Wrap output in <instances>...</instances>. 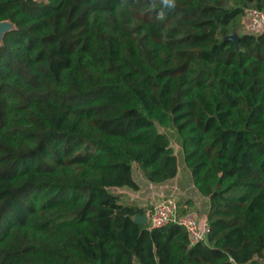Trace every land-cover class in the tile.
Returning <instances> with one entry per match:
<instances>
[{
	"label": "trees",
	"instance_id": "obj_1",
	"mask_svg": "<svg viewBox=\"0 0 264 264\" xmlns=\"http://www.w3.org/2000/svg\"><path fill=\"white\" fill-rule=\"evenodd\" d=\"M264 0H0V264H264ZM238 33V39L231 37ZM205 240L118 189L178 173Z\"/></svg>",
	"mask_w": 264,
	"mask_h": 264
},
{
	"label": "crops",
	"instance_id": "obj_2",
	"mask_svg": "<svg viewBox=\"0 0 264 264\" xmlns=\"http://www.w3.org/2000/svg\"><path fill=\"white\" fill-rule=\"evenodd\" d=\"M178 147L174 146L178 155L179 169L175 177L164 182L155 183L150 181L140 168L135 169V177L141 184V188L130 187L118 188L127 200H133L141 206L152 207L166 197H175L181 210L186 207L196 208L201 214V219H206L210 209V198L203 195L193 181L192 173L184 160L182 140Z\"/></svg>",
	"mask_w": 264,
	"mask_h": 264
},
{
	"label": "built area",
	"instance_id": "obj_3",
	"mask_svg": "<svg viewBox=\"0 0 264 264\" xmlns=\"http://www.w3.org/2000/svg\"><path fill=\"white\" fill-rule=\"evenodd\" d=\"M242 28L246 32L256 33L264 27V9L247 7L243 13ZM150 227L165 226L176 222L185 227L191 244L205 240L210 231L209 221L201 219V214L196 208L186 207L181 210L175 197H166L154 204L148 211Z\"/></svg>",
	"mask_w": 264,
	"mask_h": 264
},
{
	"label": "water",
	"instance_id": "obj_4",
	"mask_svg": "<svg viewBox=\"0 0 264 264\" xmlns=\"http://www.w3.org/2000/svg\"><path fill=\"white\" fill-rule=\"evenodd\" d=\"M15 27H16L15 23L12 22L9 19L0 20V44L2 43L5 34L8 31L14 29ZM238 35H239L238 33H234V34L231 35V37L234 38L235 40H237L238 39ZM134 219L138 223L145 224V223L148 222V214H147V212L144 213V214H137L134 217Z\"/></svg>",
	"mask_w": 264,
	"mask_h": 264
},
{
	"label": "rangeland",
	"instance_id": "obj_5",
	"mask_svg": "<svg viewBox=\"0 0 264 264\" xmlns=\"http://www.w3.org/2000/svg\"><path fill=\"white\" fill-rule=\"evenodd\" d=\"M160 127H161V129L166 130L172 136V138H173V144L178 147V145H179L178 143H179V140H180V136L175 131L174 127L173 126L168 127V128L167 127H163V126H160ZM150 208L151 207H149V209Z\"/></svg>",
	"mask_w": 264,
	"mask_h": 264
},
{
	"label": "clouds",
	"instance_id": "obj_6",
	"mask_svg": "<svg viewBox=\"0 0 264 264\" xmlns=\"http://www.w3.org/2000/svg\"><path fill=\"white\" fill-rule=\"evenodd\" d=\"M163 2L168 7H175V0H163Z\"/></svg>",
	"mask_w": 264,
	"mask_h": 264
}]
</instances>
